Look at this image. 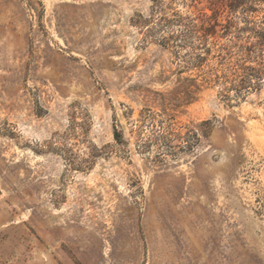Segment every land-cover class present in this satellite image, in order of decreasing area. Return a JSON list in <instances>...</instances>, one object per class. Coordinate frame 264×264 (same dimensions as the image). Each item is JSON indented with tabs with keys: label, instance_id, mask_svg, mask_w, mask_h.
Instances as JSON below:
<instances>
[{
	"label": "rangeland",
	"instance_id": "obj_1",
	"mask_svg": "<svg viewBox=\"0 0 264 264\" xmlns=\"http://www.w3.org/2000/svg\"><path fill=\"white\" fill-rule=\"evenodd\" d=\"M162 1L0 0V264H264V5Z\"/></svg>",
	"mask_w": 264,
	"mask_h": 264
},
{
	"label": "trees",
	"instance_id": "obj_2",
	"mask_svg": "<svg viewBox=\"0 0 264 264\" xmlns=\"http://www.w3.org/2000/svg\"><path fill=\"white\" fill-rule=\"evenodd\" d=\"M254 2H258L259 4H263L264 5V0H253ZM155 8H157L159 11H163L162 10V6H163V1L162 0H152ZM218 7V6H217ZM219 8V7H218ZM229 8H233L231 6H229ZM248 9H251V7H249ZM262 11L264 13V8H262ZM174 20L171 22V19L170 20H166V19H162V23L163 24H170V23H176V25L178 26H182L184 28V30L181 32V34H183L184 37H186L187 35H190V34H197L199 33L200 31H202V38H207L209 35H212L213 33H215V30H213V28L210 26V27H207V26H204V23L198 27L196 24L193 23V20L192 22L189 21L188 24L185 23V18H183L181 15H178V14H174ZM217 22L215 23V26H217ZM252 30H254V28H252ZM256 32V31H255ZM196 49H194L195 51ZM225 50V49H223ZM207 52V50H206ZM196 57L198 59H200L201 57L199 55H196ZM114 137L117 141L120 142V136L117 134V132L114 133Z\"/></svg>",
	"mask_w": 264,
	"mask_h": 264
}]
</instances>
